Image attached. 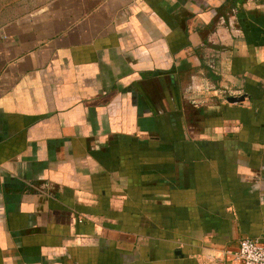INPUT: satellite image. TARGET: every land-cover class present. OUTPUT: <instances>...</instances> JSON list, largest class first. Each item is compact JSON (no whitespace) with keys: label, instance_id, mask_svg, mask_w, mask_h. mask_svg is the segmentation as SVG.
<instances>
[{"label":"crops","instance_id":"0c3cea01","mask_svg":"<svg viewBox=\"0 0 264 264\" xmlns=\"http://www.w3.org/2000/svg\"><path fill=\"white\" fill-rule=\"evenodd\" d=\"M243 238L264 0H0V264H235Z\"/></svg>","mask_w":264,"mask_h":264},{"label":"built area","instance_id":"2783aa9c","mask_svg":"<svg viewBox=\"0 0 264 264\" xmlns=\"http://www.w3.org/2000/svg\"><path fill=\"white\" fill-rule=\"evenodd\" d=\"M231 263L235 264H264V244L259 240L243 238L239 241L237 250L228 253Z\"/></svg>","mask_w":264,"mask_h":264},{"label":"water","instance_id":"95a60500","mask_svg":"<svg viewBox=\"0 0 264 264\" xmlns=\"http://www.w3.org/2000/svg\"><path fill=\"white\" fill-rule=\"evenodd\" d=\"M244 99H245L244 96H240V97H229V98H227V102L230 103V104H239Z\"/></svg>","mask_w":264,"mask_h":264}]
</instances>
